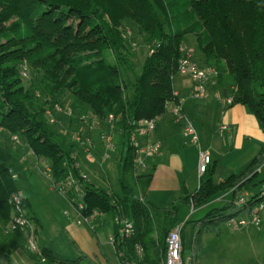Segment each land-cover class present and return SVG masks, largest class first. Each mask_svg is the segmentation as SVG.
Here are the masks:
<instances>
[{
  "label": "trees",
  "instance_id": "16d2710c",
  "mask_svg": "<svg viewBox=\"0 0 264 264\" xmlns=\"http://www.w3.org/2000/svg\"><path fill=\"white\" fill-rule=\"evenodd\" d=\"M177 4V0H0V129L21 137L36 156L47 159L54 181L69 173L79 175L73 149L64 148L46 119L47 107L59 102L65 92L81 116L90 112L121 133L119 193L83 183L81 214L98 210L132 223L134 235L116 248L117 256L122 251L118 257L124 264H161L165 238L179 225L182 205L197 209L230 194L227 205L211 209L197 222L209 223L207 231H216L264 202V143L241 171L218 183L213 181L215 164L211 162L196 191L183 190L182 197L161 209L158 237L148 203L135 195L140 177L130 135L143 121L163 117L166 104L179 101L173 79L189 34L194 35L201 67L217 71L214 80L231 98L229 106H244L264 136V0H188L182 17L190 22L182 28L173 25ZM127 21L137 26L152 51L131 84L123 76L124 68L133 72L121 31ZM23 66L41 76V100L33 85H23ZM16 192L10 169L0 162V216L4 219L10 212L8 199ZM244 194V205H237ZM23 207L29 208L26 201ZM194 232L195 256L202 246L201 231L195 228ZM41 256L47 263L70 264L47 249Z\"/></svg>",
  "mask_w": 264,
  "mask_h": 264
},
{
  "label": "crops",
  "instance_id": "0c3cea01",
  "mask_svg": "<svg viewBox=\"0 0 264 264\" xmlns=\"http://www.w3.org/2000/svg\"><path fill=\"white\" fill-rule=\"evenodd\" d=\"M189 46L192 48L195 47V45H192V42L185 41L183 48L185 50H191V52L194 53ZM173 90L178 100L182 102L184 117L194 125L198 132L199 146L185 143L181 136V123L174 122L169 112H166L163 117L159 118L156 129L151 134L139 136L138 140L141 144L145 142H157L161 146L159 155L145 158V168L136 170V175L139 176L140 179L137 180L135 185L138 190V193H135V195L138 196L140 200L148 203V209L153 214L157 237L163 222L161 209L169 208L173 201L182 197L183 190L192 193L196 191L199 186L200 177L197 170L199 150H208L211 160L215 164V170H217L218 164L216 162V157L221 156L232 144L234 145L237 154L229 159V167L226 169L229 170V172L223 177L222 180H224L229 175L241 171L256 155L261 145L264 143V136L256 118L250 114L244 106L239 104L231 107L223 106L219 102L221 96L223 98H229V95L225 93L224 88L218 85L217 80L211 81V83L207 85V95L202 100H193L190 98L192 82L184 75L177 74L174 77ZM107 121H96L94 122L93 129L84 131L90 143H93V141L91 142V138L98 136L99 133L100 135L103 134L100 126ZM222 127H228V131L223 130ZM110 129L114 130L113 126H111ZM223 132H225L224 135ZM111 134L112 132L108 135L113 138ZM244 147L248 149L243 151ZM77 162L80 169L79 171L86 175L88 183L98 187L96 185V173H94L93 170H83L80 167L81 165H79L78 159ZM10 172L15 180L16 176L13 174L12 170H10ZM103 173L105 176L107 175L105 171ZM147 175L150 177L147 178ZM17 192H19L24 201L29 204L28 199L25 198L20 191ZM108 192L119 193V191L113 190H109ZM230 199L231 195L225 193L203 207L197 209L191 207L194 213H203L201 217L196 218L195 221L202 219L213 206L215 208L224 207L228 204ZM29 207L31 208L29 226L8 237L3 235L0 236V264H60L42 261L41 258L43 257L41 256V252L44 249L69 261L70 264H124L119 259L116 250L110 243V237L115 231L112 222L110 224L111 231L105 234V238L106 244L111 246V252L113 251L114 254H111L104 248L105 243L102 242L99 236V232L104 228L105 221L93 231L85 226H77L75 224V217L67 222L63 230H55V233H52L47 243V241H44L45 239L43 236H41L43 233V223L30 204ZM8 218L4 219L0 216V227L4 225ZM106 220H110V218H106ZM178 223L182 225L183 222L179 219ZM227 224L233 227L231 222ZM250 228L252 227H240L236 229L233 227L232 229L234 231L242 229L246 232ZM245 232L243 235H247V240L252 247L251 236L248 232ZM183 234L184 231L182 232L183 264H186V262H189V264H221L222 255H224L225 251L222 249L223 243L221 241L219 228L205 235V237H210L211 240L205 241V237L202 238L203 243L201 244V251L195 257L185 256ZM32 235L34 238V249H32L30 245ZM208 245L210 249L206 254ZM256 255L255 263L264 264V262L262 263L261 261L264 251H258Z\"/></svg>",
  "mask_w": 264,
  "mask_h": 264
},
{
  "label": "rangeland",
  "instance_id": "374dc122",
  "mask_svg": "<svg viewBox=\"0 0 264 264\" xmlns=\"http://www.w3.org/2000/svg\"><path fill=\"white\" fill-rule=\"evenodd\" d=\"M187 2L188 0H177V11L174 13L173 18L174 28L185 27V24L190 22L189 17H182V13L186 12L185 9ZM175 15L177 17H175ZM121 31H123L125 39V46L128 52V61L130 62L133 69L132 72L124 68L123 76L126 77L127 83L131 84L134 80L135 74H137L142 67L147 54H149V48L144 43L143 36L139 34L137 26L134 23L129 21L124 22ZM185 40L192 42L193 46L195 45V47L192 48L189 46V48L194 51V53H192L195 62L201 66L202 57L196 49L194 35H187ZM26 68V77L22 78V83L26 88H28L30 85H33L37 90L36 92L40 95L36 96L37 100H41L40 97L42 95L38 89L41 76L32 69L28 67ZM220 98H222V96ZM42 99L45 100L44 98ZM72 100L73 99L69 93L65 92L64 96L60 98L59 102L53 103L62 106L65 111L72 112V116L57 114L52 109L53 104L51 107H47L48 110L50 109L52 111L53 118L55 120V123L49 126L50 129L62 138V143L65 149H73V154L76 155L79 165H81L80 167L83 170H93L94 173H96V185L100 189L107 192L109 190L119 191L117 163L120 158L122 148L121 133L116 129L111 130L109 127L110 124L107 121L106 123H103L100 128L101 131L105 133V135H108L112 132V144L114 145V149H109L107 147V142L102 139L100 133L98 136L91 138V142L93 141V143H90L88 140L89 138L83 132V135L89 144H86L84 147L76 145L73 142L72 136L73 133L78 131L81 127L80 123L77 121L81 115L79 112L72 109ZM83 115H88L93 124H95L94 122L98 121L97 119H92L93 115L91 116L89 112L84 113ZM46 119L48 120L47 117ZM224 134L225 132H223V135ZM13 137H16L17 139L14 140ZM84 149H87L89 154L84 153ZM247 149V147H244L243 151ZM236 154L237 151H235L234 145L232 144L224 154L216 157L218 169L215 170L216 173H214L215 183L220 182L229 172V170H226L229 167L228 161ZM88 156H91L93 160L89 161ZM0 162L5 164L8 169L12 170L13 174L16 176L14 183L17 191H20L24 197L28 199L32 209L42 221L43 233L41 236H43L45 239L44 241H47L48 243L49 238L51 237L52 233H55V230H63V227L68 221H70V219H74L78 216L77 209L73 203H70L65 196L61 195L54 189L52 184L53 180L51 177H48L51 176L49 161L41 156H36L21 137L11 135L2 130L0 133ZM139 169L140 168H138V170ZM104 171L107 173L106 176L103 173ZM135 193H138L136 187ZM74 202L76 205L82 204L79 198L75 199ZM29 208L25 211L30 218L31 208ZM213 208L215 207L213 206ZM202 214V212L194 213L191 206L187 205H182L179 210L178 219H180V221L183 222L182 225H184L183 240L185 256H194V245H192V243L194 244L195 228L198 229V231H201L199 234L200 244L203 243L202 238H204L205 235L213 232L207 231V228L211 227L209 223L197 224L198 221H195V219L201 217ZM110 224V220H105L104 228L101 232H99V236L102 242L105 243L104 248L112 254L113 251L111 252V246L106 244L105 238V234L111 231ZM2 227H0V236H2ZM218 228L220 230V237L223 243L222 249L225 251L224 255H222L221 264H257L255 263L257 256L256 253H258V251H264V220H262V223L259 227H252L246 232L242 229L239 231H234L232 229L233 227L229 226L227 223L221 224L218 226ZM244 232H248L250 234L252 247L247 240V235H243ZM205 239V241L211 240L208 236H206ZM209 249L210 246L208 245L206 248V254ZM261 261L262 263L264 262V255H262ZM186 264H189V262H186Z\"/></svg>",
  "mask_w": 264,
  "mask_h": 264
},
{
  "label": "built area",
  "instance_id": "2783aa9c",
  "mask_svg": "<svg viewBox=\"0 0 264 264\" xmlns=\"http://www.w3.org/2000/svg\"><path fill=\"white\" fill-rule=\"evenodd\" d=\"M182 56L178 64V74L187 76L192 82V91L190 93V98L193 100H202L207 95L206 87L209 82L214 80L217 77V71L214 68L210 67H201L198 63L195 62L193 53L191 51H187L184 48L181 49ZM152 51H149L151 54ZM27 68L23 66L21 68L20 74L21 77H26ZM176 96V95H175ZM219 102L223 106H229L232 102L231 98H220ZM52 109L57 114H64L68 116H72V112L65 111V109L58 105L54 104ZM166 112H169L172 119L176 123H181V136L182 139L190 145L199 146V135L194 125L187 120L183 115L182 102L178 101L176 104H166ZM46 116L48 118V123L54 124L55 120L53 118L52 111L49 109L46 111ZM96 119V118H92ZM112 120V116H109V121ZM159 118H153L150 120L143 121L139 128L136 129L130 135V142L135 148V166L136 169L145 168L144 159L157 156L160 154L161 146L157 142H145L141 144L139 142V136H145L151 134L157 126ZM78 123H80L81 127L78 131L73 133L72 139L76 145L80 147L88 145L89 142L86 141V138L83 135L84 131L91 130L94 128L93 122L90 120L88 115H82L78 118ZM223 130L228 131V127H222ZM2 129H0V133ZM103 140L107 142V147L109 149H114V145L112 144V138L109 135L101 134ZM16 140V137H13ZM86 154H89L87 149L83 151ZM74 159L76 160V168L78 170V162L76 159V155L73 154ZM88 160L92 161L93 158L88 156ZM212 160L210 153L208 150H199L198 153V174L201 177L208 167L210 166ZM14 178V176H13ZM87 177L83 173L79 171L78 178H76L73 174L69 173L64 178L58 181H52L53 187L58 193L65 196L70 203L76 207L78 216L75 219V224L77 226H85L89 229L95 231L98 226L102 225L106 218H110L113 226H116V233L110 237V243L113 248L116 250L117 244L123 243L127 239H130L134 235V227L132 223L124 217L120 215H116L114 217H110L108 214L104 212H100L98 210H93L88 215H82L81 212L84 210L83 197L85 196V190L83 187V183H87ZM264 195V192H263ZM247 194L240 195L236 201V204L239 206L244 205L246 201ZM80 199L82 204H75V199ZM23 197L19 192H16L10 196L8 199V204L10 206L9 218L5 222V225L2 227L1 234L5 237H8L16 232H19L25 228H27L30 224V219L26 214V211L23 207ZM264 213V202L260 203L256 206L248 215L242 216L239 218L232 219L230 222L232 226L236 228L240 227H259L263 220ZM183 225H177L174 227L165 238V258L162 264H183L182 262V252H183V243L181 238V231ZM31 248L34 249V238L31 236L30 242ZM137 255L140 256L142 254V249L138 247L136 249ZM122 255V251H118V256ZM44 261V258H41ZM133 264H141L140 262Z\"/></svg>",
  "mask_w": 264,
  "mask_h": 264
},
{
  "label": "bare ground",
  "instance_id": "6f19581e",
  "mask_svg": "<svg viewBox=\"0 0 264 264\" xmlns=\"http://www.w3.org/2000/svg\"><path fill=\"white\" fill-rule=\"evenodd\" d=\"M159 122V121H158Z\"/></svg>",
  "mask_w": 264,
  "mask_h": 264
}]
</instances>
